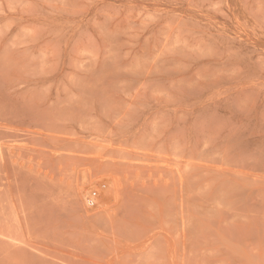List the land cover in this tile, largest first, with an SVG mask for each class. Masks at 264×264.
<instances>
[{
	"label": "rangeland",
	"instance_id": "rangeland-1",
	"mask_svg": "<svg viewBox=\"0 0 264 264\" xmlns=\"http://www.w3.org/2000/svg\"><path fill=\"white\" fill-rule=\"evenodd\" d=\"M0 264H264V0H0Z\"/></svg>",
	"mask_w": 264,
	"mask_h": 264
},
{
	"label": "bare ground",
	"instance_id": "bare-ground-1",
	"mask_svg": "<svg viewBox=\"0 0 264 264\" xmlns=\"http://www.w3.org/2000/svg\"><path fill=\"white\" fill-rule=\"evenodd\" d=\"M109 183V182H108ZM104 186V185H103ZM107 187V186H106ZM101 188V187H100ZM110 189V188H109ZM79 190V189H78ZM105 191H107V190H105ZM104 193V192H103ZM105 194V193H104ZM112 194V193H111Z\"/></svg>",
	"mask_w": 264,
	"mask_h": 264
}]
</instances>
